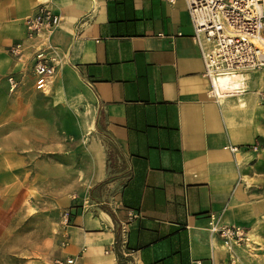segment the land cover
I'll use <instances>...</instances> for the list:
<instances>
[{
    "label": "crops",
    "instance_id": "1",
    "mask_svg": "<svg viewBox=\"0 0 264 264\" xmlns=\"http://www.w3.org/2000/svg\"><path fill=\"white\" fill-rule=\"evenodd\" d=\"M39 3L0 0V264H32L10 248L36 186L58 187L75 264H230L210 217L264 218V68L217 101L186 0H52L63 63L43 95L10 54Z\"/></svg>",
    "mask_w": 264,
    "mask_h": 264
},
{
    "label": "built area",
    "instance_id": "2",
    "mask_svg": "<svg viewBox=\"0 0 264 264\" xmlns=\"http://www.w3.org/2000/svg\"><path fill=\"white\" fill-rule=\"evenodd\" d=\"M177 0H169L175 3ZM197 43L205 67L204 76L209 80L211 95L220 101L237 94L227 91L219 94V79L227 74L243 75L264 67V0H186ZM52 0H40L36 11L25 20L26 38L10 48V54L22 63H33L37 89L47 93L57 77L63 61L51 44L54 31L63 18L51 6ZM12 90L18 83L8 79ZM236 152L237 148H231ZM209 231L219 237L231 253L248 244L250 231L243 226L227 225L216 216L210 217ZM69 214L64 217L69 226ZM52 264H75V260H56Z\"/></svg>",
    "mask_w": 264,
    "mask_h": 264
},
{
    "label": "rangeland",
    "instance_id": "3",
    "mask_svg": "<svg viewBox=\"0 0 264 264\" xmlns=\"http://www.w3.org/2000/svg\"><path fill=\"white\" fill-rule=\"evenodd\" d=\"M23 65V84H35L36 86L32 70L27 64L23 63ZM246 90L247 93L250 91L248 84ZM10 91L14 92L12 89ZM37 91L39 90L37 89ZM51 91L52 89L47 93L39 92L43 95H48ZM8 92L5 88L0 89V98L8 96ZM258 185L261 187L259 189L262 190L261 195L264 198V171L263 175L260 176ZM56 189L58 187L36 186L33 190L24 191L28 192L25 195L24 202L21 203L24 215L22 218L17 219L15 223L19 233L14 236L17 239H14V242L17 241L18 243L21 240L22 245L21 248L18 244L17 246L12 245L10 251L12 254L24 255L23 259L32 264H52L58 259H69V257L63 255L69 244L68 235L66 234L68 226L63 223L67 212L56 200L58 198L54 194ZM12 193H9L7 197L12 200L11 203L14 207L16 205L13 201H16L15 194H19L22 197V193ZM247 229L250 231V241L248 244L237 248L235 253H231L230 264H264V218L257 225L247 227ZM12 257L18 256L12 255ZM11 262L15 264V260Z\"/></svg>",
    "mask_w": 264,
    "mask_h": 264
},
{
    "label": "bare ground",
    "instance_id": "4",
    "mask_svg": "<svg viewBox=\"0 0 264 264\" xmlns=\"http://www.w3.org/2000/svg\"><path fill=\"white\" fill-rule=\"evenodd\" d=\"M264 68V67H262ZM252 72V71H251ZM247 73H250V71L244 73L243 75L247 74ZM241 75V76H243ZM264 76V74H263ZM240 77V76H239ZM236 78H238V76L236 75H233V74H227V75H224L223 77H221L219 79V83H218V91H219V94L221 95V97H225L224 96V93H227V91H231V89H233V87H235L236 89L233 91V93H241V91H238L236 92L237 90L239 89H243V87H240V86H236L235 84L237 83L236 81ZM260 79V78H259ZM261 83H264V80L261 79ZM245 92V91H244ZM237 95H240V94H237ZM236 95V96H237ZM241 96V95H240ZM241 104H243L241 102ZM244 105V104H243Z\"/></svg>",
    "mask_w": 264,
    "mask_h": 264
}]
</instances>
